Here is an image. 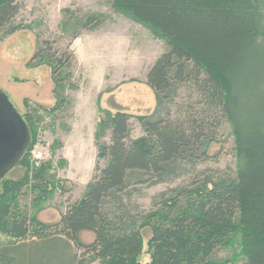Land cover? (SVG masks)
<instances>
[{"label": "trees", "instance_id": "obj_1", "mask_svg": "<svg viewBox=\"0 0 264 264\" xmlns=\"http://www.w3.org/2000/svg\"><path fill=\"white\" fill-rule=\"evenodd\" d=\"M105 1L164 44L145 76L155 109L135 116L101 109L90 182L57 222L41 221L42 204L64 187L49 161L31 157L39 124L43 114L63 111L66 89L76 87L71 41L100 29L108 15L64 9L59 37L36 34L27 67L49 69L55 102L48 108L24 98L18 111L30 143L11 170L20 175L0 180V264H30L22 255L36 242H61L67 264H264V0ZM20 10L19 0H0V42L32 30L16 21ZM132 117L143 132L136 138ZM225 126L234 172L197 169L223 142ZM181 177L148 208L135 201L142 187ZM225 250L232 254L223 259Z\"/></svg>", "mask_w": 264, "mask_h": 264}, {"label": "rangeland", "instance_id": "obj_2", "mask_svg": "<svg viewBox=\"0 0 264 264\" xmlns=\"http://www.w3.org/2000/svg\"><path fill=\"white\" fill-rule=\"evenodd\" d=\"M21 10L16 21L29 24L32 30H19L0 42V89L9 97L15 109L25 112L23 99L29 104L51 107L55 99L49 69L42 65L27 67L36 45V34L42 38L60 36L58 26L64 9L94 11L108 15L105 24L96 31L83 32L71 41L74 53L72 67L74 89H66L69 104L53 115L43 114L39 124V138L31 157L39 165L49 161L62 181L64 191H56L42 204L38 214L41 221L55 223L67 205L79 199L90 182L97 164L95 130L101 109L125 111L132 116L151 114L156 106L153 91L146 84V73L164 51L161 40L154 38L141 25L116 14L105 0H19ZM61 46H64L63 42ZM224 140L209 148V159L197 169L223 173L235 170L232 137L224 127ZM143 134L138 121L131 118V136ZM107 141V138H104ZM40 153L38 157H35ZM38 158V159H36ZM101 166L102 162H98ZM20 170L6 177H17ZM185 181L178 178L151 187H142L135 201L142 209L150 206L151 197ZM1 190V188H0ZM85 243L93 235L83 232ZM148 234H145L140 261L146 263ZM32 241H26L29 245ZM238 248H236L237 250ZM61 242H36L22 255L30 264H67ZM238 251V250H237ZM231 251H221L219 257H229ZM66 257V258H65ZM92 264H98L94 262ZM233 264H243L241 260Z\"/></svg>", "mask_w": 264, "mask_h": 264}, {"label": "water", "instance_id": "obj_3", "mask_svg": "<svg viewBox=\"0 0 264 264\" xmlns=\"http://www.w3.org/2000/svg\"><path fill=\"white\" fill-rule=\"evenodd\" d=\"M29 143L26 122L0 89V180L18 164Z\"/></svg>", "mask_w": 264, "mask_h": 264}, {"label": "built area", "instance_id": "obj_4", "mask_svg": "<svg viewBox=\"0 0 264 264\" xmlns=\"http://www.w3.org/2000/svg\"><path fill=\"white\" fill-rule=\"evenodd\" d=\"M38 155H40V153H37V154L35 155V157H38ZM36 159H38V158H36Z\"/></svg>", "mask_w": 264, "mask_h": 264}]
</instances>
